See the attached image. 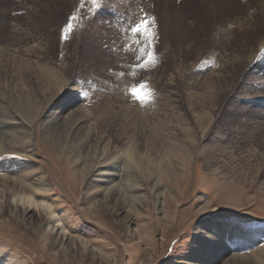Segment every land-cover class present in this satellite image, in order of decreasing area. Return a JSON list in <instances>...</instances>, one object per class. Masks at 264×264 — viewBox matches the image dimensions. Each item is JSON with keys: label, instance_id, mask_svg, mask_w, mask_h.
Returning a JSON list of instances; mask_svg holds the SVG:
<instances>
[{"label": "rangeland", "instance_id": "rangeland-1", "mask_svg": "<svg viewBox=\"0 0 264 264\" xmlns=\"http://www.w3.org/2000/svg\"><path fill=\"white\" fill-rule=\"evenodd\" d=\"M256 4L104 0L90 11L88 0H0V103L13 111L31 106L25 120L35 153L22 143L0 163L55 171L47 198L63 216L67 245L52 246L37 218L10 215L0 188L3 261L188 264L194 251L207 246L201 229L238 250L227 259L261 251L264 264V59L256 69L242 64L264 40V14L258 11L253 24L246 21ZM145 13L155 17L158 63L133 77L129 66L137 62L139 45L126 29L129 18ZM73 14L78 19L65 40L63 27ZM141 81L153 91L143 105L127 92ZM72 87L79 89L78 106L88 118L82 147L37 148L49 114H62V122L71 115L66 97ZM94 151L105 159L127 153L132 160L138 189L120 215L103 196L86 195ZM131 217L135 223L129 225Z\"/></svg>", "mask_w": 264, "mask_h": 264}, {"label": "bare ground", "instance_id": "bare-ground-1", "mask_svg": "<svg viewBox=\"0 0 264 264\" xmlns=\"http://www.w3.org/2000/svg\"><path fill=\"white\" fill-rule=\"evenodd\" d=\"M252 1L254 4L255 2L258 4H256L257 6L255 7L254 5L250 7L246 18L247 24H253L258 20V11H261L264 14V0ZM252 10L254 12L251 14L250 12ZM256 11L257 13H255ZM138 17L140 16L138 15ZM227 29V32L231 31L230 27ZM263 59L264 40L260 42L256 53L252 55L250 59H245L246 61L242 62V64H244L246 70L256 69V63ZM237 60L240 62L243 61L241 57L237 58ZM76 87H72L66 97L67 100H70L69 106H71V109L73 110L71 115L66 119L63 118L65 120L62 122V114L56 115V112L49 114L46 120L42 122L43 125L41 129L43 132V139H41L42 141H36L35 145L37 148L40 149L44 145V148H46L47 151L50 149L58 151V149L62 147L66 148L69 143L74 144L76 142H78V146L82 147L83 137H81L80 132L82 126L87 125L86 121L88 118L82 114V105L81 107L80 105L78 106L80 102V91ZM61 93L63 94L64 90L61 91L60 94ZM15 111L10 109L6 101H3L2 104L0 103V156L5 155L10 151L13 152L14 149L18 148V145L22 143L24 146L28 145L27 152L30 155L35 156L34 149L31 146L33 143V138L31 136L32 131L30 129L31 125L27 124L25 120V117H28L30 114L32 115L33 109L29 104H26L20 105ZM22 137H24L26 141H19ZM96 146L98 148V145ZM96 151H94L93 157L95 166L90 171L87 178L89 184L92 186H90L92 190L86 193V195H92L95 196V198L98 197V195L103 196L109 204H111V202L114 203V205L111 207L109 206V208L113 209L117 215H120V213L126 212L124 206H121L126 203L127 196L138 189V177L133 170L132 160L127 153L117 154L115 157L109 156V158L105 159L104 156L106 155V152L104 150L105 155L104 153H101V155L97 154ZM50 159L53 160L52 155H50ZM54 172L52 170H43L42 172L26 165L20 167L18 164L14 167V165L8 166L6 162L0 163V188L5 194V204L3 205L7 208L8 212L11 213L10 215L14 216L16 219L22 217L24 221L27 220L31 222L37 218L44 228L43 236L47 235L49 237L46 236L52 246L64 249L67 245L64 242L65 235L63 236L66 228L64 223L61 224L63 216L58 215L57 207H55L54 204H48L47 198L49 192H51L48 188L47 182L50 180ZM12 198L13 200L11 202ZM3 205H1L0 213L3 211ZM115 206H119V209ZM54 220L58 225L52 227L51 224ZM127 223L129 225L134 224V218H128ZM60 230L62 233H59ZM201 231V229L198 230V232L201 233V240L205 241L207 246H205L203 250L197 249L194 251L188 264H263V260L260 257L261 251L255 253L254 256H251L250 258L232 256L231 259H227L226 257L229 254L238 250L227 247L224 244L221 245L220 237L217 233L210 234ZM239 237L244 238L241 234ZM15 244L19 243L16 242ZM237 247L238 246H236V248ZM3 253L4 251H2L0 244V264H7L9 262L3 261L1 257ZM243 259H249V261L242 262Z\"/></svg>", "mask_w": 264, "mask_h": 264}, {"label": "snow or ice", "instance_id": "snow-or-ice-1", "mask_svg": "<svg viewBox=\"0 0 264 264\" xmlns=\"http://www.w3.org/2000/svg\"><path fill=\"white\" fill-rule=\"evenodd\" d=\"M91 5L90 11L98 9L102 6L104 0H88ZM78 17L73 14L68 17L67 23L63 27V39L68 38V34L74 30V22ZM156 21L155 17L144 14L143 17L132 20L129 18V25L126 29L130 33V38L133 43L139 45L137 49L138 54L136 55V63L129 66L128 75L135 77L140 71H147L156 67L158 58L155 52L156 43ZM121 76L125 75L124 72L120 73ZM127 92L133 97V99L139 102L141 105L150 102L153 99V91L148 87L146 81H141L138 84L131 85ZM138 93H144L143 96ZM87 95V93H84Z\"/></svg>", "mask_w": 264, "mask_h": 264}, {"label": "clouds", "instance_id": "clouds-1", "mask_svg": "<svg viewBox=\"0 0 264 264\" xmlns=\"http://www.w3.org/2000/svg\"><path fill=\"white\" fill-rule=\"evenodd\" d=\"M138 95H140V96H143V95H144V93H138Z\"/></svg>", "mask_w": 264, "mask_h": 264}]
</instances>
